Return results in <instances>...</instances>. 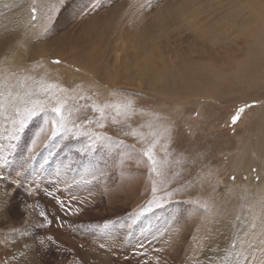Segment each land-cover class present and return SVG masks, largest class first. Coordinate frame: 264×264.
Masks as SVG:
<instances>
[{"label":"rangeland","instance_id":"obj_1","mask_svg":"<svg viewBox=\"0 0 264 264\" xmlns=\"http://www.w3.org/2000/svg\"><path fill=\"white\" fill-rule=\"evenodd\" d=\"M12 24L0 264H264V0H0Z\"/></svg>","mask_w":264,"mask_h":264},{"label":"snow or ice","instance_id":"obj_2","mask_svg":"<svg viewBox=\"0 0 264 264\" xmlns=\"http://www.w3.org/2000/svg\"><path fill=\"white\" fill-rule=\"evenodd\" d=\"M54 63L58 64L60 63V61H55ZM55 87L56 86L53 84H48V85L41 84L39 86V92H26L24 96L33 97V96H38L40 93H43L45 96H47L48 92ZM60 90L63 91V89H60ZM5 98L9 99L10 103H12L16 99H19L20 102L28 103V101H25L24 97L20 96V94H17L16 97H13V94L11 93V91H7L5 89V91H0V112L4 111V107H5L4 99ZM131 103L132 102L129 101L128 107H131ZM13 109L16 112L20 111V109L16 107L14 103H13ZM63 109H64V102H62L61 100H57L56 103L52 107L49 108L47 101H44L41 99H35L31 101L30 107L25 108V111L27 113V118L35 117L38 114L45 113L47 111H50L54 113L56 117H59V120L53 119L50 121L51 124L53 125L52 135L56 136L59 130L63 128ZM100 111H102V109ZM239 111H243V109H240ZM238 118H239V113L237 114V116L233 117V122L235 123V121ZM57 125H59V128L57 127ZM22 127H23V121H21V128ZM148 158L151 160L152 159L151 155H149ZM154 190L155 189H153V191ZM41 215H43V213H41ZM41 243H43V241H41ZM21 255H23V253H21Z\"/></svg>","mask_w":264,"mask_h":264},{"label":"bare ground","instance_id":"obj_3","mask_svg":"<svg viewBox=\"0 0 264 264\" xmlns=\"http://www.w3.org/2000/svg\"><path fill=\"white\" fill-rule=\"evenodd\" d=\"M30 15V14H29ZM18 17H20V16H18ZM15 18V17H14ZM64 19V18H63ZM14 22V21H13ZM13 26H15V24H12L11 26H8V28H2V27H0V44H2V43H5L6 42V38H7V36L11 33V32H9L7 29H9V28H11V27H13ZM5 34H7V35H5ZM102 35V34H101ZM256 36V35H255ZM90 44V43H89ZM2 46V45H1ZM0 46V47H1ZM146 68V67H145ZM100 72V71H99ZM251 153L250 152V148L248 149H246V150H243V153H242V155H240L239 156V158H237V160H236V164L234 163V167H236L238 170L240 169L241 170V166H242V164H243V161H245V160H243V157L245 156V158H247V161H248V168H251L252 167V163H255L256 161H254L253 162V160H255V159H253L252 158V154H251V156L248 158L247 157V155H249V154ZM245 168V167H244ZM243 169V168H242ZM246 169V168H245ZM239 170V171H240ZM51 189V188H50ZM70 194V193H69ZM80 242V241H79ZM87 244V243H86ZM5 245V244H4ZM88 245V244H87ZM91 246V245H90ZM1 248V247H0ZM1 251V250H0ZM3 253V252H2ZM164 253V252H163ZM7 254V253H6ZM2 255H4V254H2ZM5 256V255H4ZM3 256V257H4ZM7 257V256H6ZM211 257V256H210ZM167 258V257H166ZM170 260V259H169ZM1 261H4V260H2V257L0 256V263H1ZM7 261V260H6ZM6 261L4 262L5 264H6ZM165 261V260H164ZM167 262H168V260H167ZM3 263V262H2Z\"/></svg>","mask_w":264,"mask_h":264}]
</instances>
